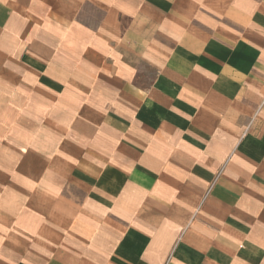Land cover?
Listing matches in <instances>:
<instances>
[{
	"label": "crops",
	"instance_id": "0c3cea01",
	"mask_svg": "<svg viewBox=\"0 0 264 264\" xmlns=\"http://www.w3.org/2000/svg\"><path fill=\"white\" fill-rule=\"evenodd\" d=\"M0 58V264H264V0H0Z\"/></svg>",
	"mask_w": 264,
	"mask_h": 264
},
{
	"label": "rangeland",
	"instance_id": "374dc122",
	"mask_svg": "<svg viewBox=\"0 0 264 264\" xmlns=\"http://www.w3.org/2000/svg\"><path fill=\"white\" fill-rule=\"evenodd\" d=\"M1 60L2 58H0V114H9V105L7 103L9 92L12 91L8 88L10 76L6 71L7 61L5 60V63L3 64ZM64 191L66 194H77L74 187L70 183L65 185Z\"/></svg>",
	"mask_w": 264,
	"mask_h": 264
}]
</instances>
